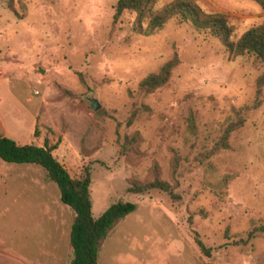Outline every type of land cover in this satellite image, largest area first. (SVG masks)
<instances>
[{"label":"rangeland","instance_id":"374dc122","mask_svg":"<svg viewBox=\"0 0 264 264\" xmlns=\"http://www.w3.org/2000/svg\"><path fill=\"white\" fill-rule=\"evenodd\" d=\"M194 1L223 15L233 40L264 19L248 0ZM114 3L20 0L18 18L0 0V135L36 147L58 140L51 155L70 178L88 166L92 218L118 201L135 205L96 264H264V231L247 238L264 224V86L255 85L262 66L174 20L134 35L133 14L113 20ZM172 56L178 65L166 84L139 89ZM237 116L229 150L204 160ZM135 132L140 141L128 150L123 138ZM169 150L178 157L179 199L127 193V179H145L152 162L168 180ZM71 218L39 167L0 161V264H66Z\"/></svg>","mask_w":264,"mask_h":264},{"label":"trees","instance_id":"16d2710c","mask_svg":"<svg viewBox=\"0 0 264 264\" xmlns=\"http://www.w3.org/2000/svg\"><path fill=\"white\" fill-rule=\"evenodd\" d=\"M248 1L264 8V0ZM4 2L9 11L21 18L13 9L14 2L20 3V0H4ZM158 2L159 0H115L113 20L124 11L133 14L130 31L134 35L142 36L152 35L170 20H174L179 25L188 24L194 31L206 33L217 40L228 56L232 58L250 56L256 60L263 69L255 85L257 89L264 86V19L233 40V27L228 24L225 17L218 13L203 12L194 0H171L157 7ZM177 65V58L172 56L155 73L142 78L138 83L139 89L147 93L159 89L166 84L171 71ZM133 117L132 114L128 118L127 125L132 122ZM242 122V118L237 116L235 121L227 123L217 140L204 154V160L220 151H228V138L233 131L241 127ZM123 139L128 150L140 141L136 132L124 136ZM57 143L58 140L52 146H48L46 140H43L41 147L18 145L0 135V161L6 164L33 165L45 173L48 181L52 182L58 191L59 202L72 213L66 264H96L97 254L105 238L124 217L134 212L135 205L118 201L109 205L98 217L92 218L89 200L90 169L85 166L78 178H70L51 155ZM169 154L167 181L160 179L159 169L152 162L145 179L139 180L134 177L127 179L126 192L131 195H141L154 190L166 194L171 201H177L179 198L175 191L178 186V157L173 150H169ZM263 231L264 224L252 228L247 233V238H252L254 233ZM193 242L200 253L208 255V249L195 235Z\"/></svg>","mask_w":264,"mask_h":264},{"label":"water","instance_id":"95a60500","mask_svg":"<svg viewBox=\"0 0 264 264\" xmlns=\"http://www.w3.org/2000/svg\"><path fill=\"white\" fill-rule=\"evenodd\" d=\"M89 106L92 111H96L98 109V105L93 100H88Z\"/></svg>","mask_w":264,"mask_h":264}]
</instances>
